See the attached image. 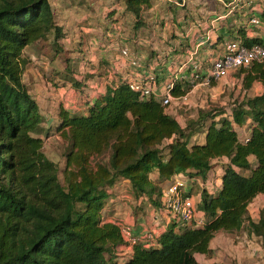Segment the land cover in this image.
<instances>
[{
  "label": "trees",
  "instance_id": "16d2710c",
  "mask_svg": "<svg viewBox=\"0 0 264 264\" xmlns=\"http://www.w3.org/2000/svg\"><path fill=\"white\" fill-rule=\"evenodd\" d=\"M148 2L125 0L126 10L138 16ZM49 34L56 41L61 28L48 0H0V264H197L195 254H210L217 232L233 233L245 221L264 239V208L256 219L248 215L253 198L264 194V93L235 102L228 116L200 111L182 126L156 96L125 81L109 86L83 112L59 108L55 129L66 142L61 179L43 151L42 116L22 81L23 50ZM244 43L264 46L258 39ZM236 75L244 90L264 84V63ZM173 76L171 94L184 95L192 85ZM247 120L244 140L235 126ZM199 130L203 141L192 143ZM221 158L220 185L200 191L202 225L171 222L153 246L137 241L118 260L128 244L119 226L102 218L110 187L125 179L132 195L156 204L173 175L205 180Z\"/></svg>",
  "mask_w": 264,
  "mask_h": 264
},
{
  "label": "crops",
  "instance_id": "0c3cea01",
  "mask_svg": "<svg viewBox=\"0 0 264 264\" xmlns=\"http://www.w3.org/2000/svg\"><path fill=\"white\" fill-rule=\"evenodd\" d=\"M48 1L54 21L61 28L58 40L54 41L52 34L47 37L49 46H52L50 43L56 46L50 47L49 56L51 59L57 58L60 66H54L46 76L40 75L28 60L32 57L29 50L33 46L31 44L23 50L27 62L22 81L37 103L42 116L41 124H44L45 119L52 121L55 133H58L55 127L60 107L83 112L88 99L93 100L104 93L107 87L116 86L122 81L139 80L148 73L155 74L160 95L174 73L177 77H187L193 66L197 65L201 76L205 75L212 60L225 51L228 41L239 39L244 42V38H247L264 43V0H149L147 5L141 7L138 16L126 10L125 0ZM252 17L258 18L260 23H251ZM123 48L127 49V55L121 54ZM130 59L136 60L137 64H130ZM49 66L53 67L46 64L42 67L46 69ZM71 68L74 69L72 77L76 79L73 83L61 79L64 83L62 87L52 85L54 74L66 73L70 77ZM236 71L231 73L235 74ZM55 77L58 78L57 75ZM252 88L261 91L251 96L264 93V84L261 82H253L247 94ZM77 91H84L87 98L83 99L85 94H78ZM172 103L166 109L177 119L179 113L172 108ZM250 126V120L242 126H235L241 139H247ZM221 161L225 162L226 159L221 158ZM215 173L219 177L213 185L219 186L222 167L217 168ZM150 177L156 179L157 175L151 173ZM178 179L182 180L185 193L191 195L197 204L200 193L193 195L192 190L196 184H202L199 177L178 173L167 180L162 189ZM202 181L200 190L206 183V180ZM119 183H123V188L129 191V195L125 196L127 200L121 203H118L113 190ZM108 191L110 195L102 210L105 222L128 224L133 235H144L151 231L155 237L174 222L173 216L162 207L159 198L153 204L146 196L135 197L125 179L116 182ZM263 195L258 194L253 198L248 211L253 201L262 199ZM197 215L203 216L199 210ZM220 233L233 234L217 232L209 245L212 255L217 252L213 242L218 240L217 235ZM130 252L131 246L126 245L119 248L118 254L126 257ZM198 255L209 254L196 253V261ZM261 261L264 260H254L251 264H262Z\"/></svg>",
  "mask_w": 264,
  "mask_h": 264
},
{
  "label": "rangeland",
  "instance_id": "374dc122",
  "mask_svg": "<svg viewBox=\"0 0 264 264\" xmlns=\"http://www.w3.org/2000/svg\"><path fill=\"white\" fill-rule=\"evenodd\" d=\"M35 43L36 44H33V46L29 49L32 57L28 60L33 64V68L37 69L40 75L46 76L54 69V66L57 65L59 67L60 63L57 62V58H50V47L52 46H49L48 39H41ZM50 44L53 45L52 43ZM53 47L56 48V46ZM44 64L52 65L53 67L49 66L44 69V67H42ZM236 72L235 74H229L223 78V80L221 79L218 81H213L208 85H202L198 83L192 85L189 87L186 99L173 101L171 106L173 109L177 110V113H179L177 116L179 123L182 126H185L187 120H194L200 111L213 114L223 112L221 113V116H228L229 113H231V109L235 102L241 100L246 95L251 96L253 93H259L261 91L259 89L255 90V88H252L247 94V90L242 88L241 80L237 79V76L235 77ZM69 73L73 74L74 69L71 68V72L69 71ZM72 74L70 77L66 73L54 74L53 78L51 79L52 85L55 87H62L64 83L61 82V79H66L67 81H71L73 83L76 79L72 77ZM56 75L58 78L55 77ZM72 86L75 87L74 84ZM78 94H85L83 99L87 98V95L84 93V91H79ZM43 123L44 124H41L40 126V134L44 140L43 151L49 159L57 164L58 175L59 178L62 179L66 142L58 133L54 132L52 121L45 119ZM202 138L203 134L201 130H199L191 136L190 141L195 143L201 141ZM222 163L223 162L220 159L215 161L214 167L211 169L205 179L206 181L209 180L215 184V180L219 177L216 175L215 171L221 166ZM242 172L247 173V171ZM199 182L203 184L201 178H199ZM122 184L123 183H119L113 187V190L117 194L116 199L118 203L127 200L125 196L129 195V191L123 188ZM201 185H195L192 190L193 195L200 193ZM131 198L133 199L132 196ZM262 208H264V195L262 199H256L250 205L248 211L249 218H256L258 211ZM217 239L218 240L213 242L216 245V254L204 256L198 255V264H251V262L254 260H257V262L259 260H264V239L256 237L248 231L247 221L244 222L240 230L233 232L232 235L220 233L217 235ZM124 256H119L118 260ZM210 261H213L214 263H209ZM261 262L264 264V261Z\"/></svg>",
  "mask_w": 264,
  "mask_h": 264
},
{
  "label": "built area",
  "instance_id": "2783aa9c",
  "mask_svg": "<svg viewBox=\"0 0 264 264\" xmlns=\"http://www.w3.org/2000/svg\"><path fill=\"white\" fill-rule=\"evenodd\" d=\"M251 23L259 24L258 18H251ZM126 48L121 50L122 55H127ZM130 64L136 65V60L130 59ZM253 62L264 63V46L258 43L246 45L239 39H232L225 44V51L211 62L207 73L201 76L199 69L193 66L192 72L185 78L191 85L202 84L208 85L213 81H218L229 73L236 71L242 67H248ZM173 78H177L175 73ZM131 89L139 91L142 95H153L161 100L163 105L168 106L173 101L184 100L187 97L186 92L182 96H173L170 89L173 87L172 79L163 87L162 93L157 92V82L154 73H148L142 76L139 80L129 82ZM183 182L178 179L168 187L161 190L159 201L162 207L167 210L174 218L175 222L181 224H193L200 226L204 223L203 216L197 215V204L191 195L185 193L182 189ZM205 188L216 190L218 186L213 185L209 180L205 183ZM123 239L128 245L137 241H144L147 246H153L156 243V237L151 231L144 235H133L131 226L128 224L118 225Z\"/></svg>",
  "mask_w": 264,
  "mask_h": 264
}]
</instances>
